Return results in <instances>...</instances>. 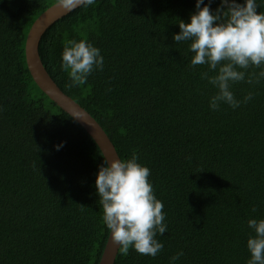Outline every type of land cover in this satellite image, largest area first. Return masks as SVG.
<instances>
[{
	"label": "trees",
	"instance_id": "trees-1",
	"mask_svg": "<svg viewBox=\"0 0 264 264\" xmlns=\"http://www.w3.org/2000/svg\"><path fill=\"white\" fill-rule=\"evenodd\" d=\"M56 3L0 0V264H99L110 233L95 188L102 151L26 64L28 32ZM194 11L195 0H95L56 21L39 43L51 79L120 158L137 154L164 204L162 251L130 248L114 264H169L180 250L174 264H246L254 235L246 221L264 218V81L232 86L237 99L256 93L247 104L210 110L216 90L201 78L207 66L190 67L188 42L172 38ZM67 39L90 40L104 57L103 70L77 87L60 69Z\"/></svg>",
	"mask_w": 264,
	"mask_h": 264
},
{
	"label": "clouds",
	"instance_id": "clouds-1",
	"mask_svg": "<svg viewBox=\"0 0 264 264\" xmlns=\"http://www.w3.org/2000/svg\"><path fill=\"white\" fill-rule=\"evenodd\" d=\"M66 11L93 5L95 0H56ZM213 0H195V11L189 22L180 20V31L173 34L176 44L188 42L192 53L189 66L206 65L201 78L207 81L215 94L208 106L218 111L222 105L232 109L247 104L256 94L249 90L242 99H237L232 86L241 81L258 85L264 81V12H257L264 0H219L215 9ZM203 5V6H202ZM26 59V58H25ZM104 57L101 50L87 39H67L63 43L60 69L67 73L69 87L87 82L96 70H103ZM28 68V67H27ZM250 69H252L250 71ZM259 69V71H255ZM75 117V118H74ZM81 115L76 114L73 119ZM61 141L55 145L58 151ZM150 169L138 162L135 152L127 159L109 160L104 157L98 166L95 188L102 208L101 222L110 231L113 244L127 255L130 248L140 255L156 257L164 245L156 239L167 231L164 204L160 201L149 180ZM255 211V208H253ZM246 247L250 258L246 264H264V218H250ZM183 250L170 257L174 264Z\"/></svg>",
	"mask_w": 264,
	"mask_h": 264
},
{
	"label": "water",
	"instance_id": "water-1",
	"mask_svg": "<svg viewBox=\"0 0 264 264\" xmlns=\"http://www.w3.org/2000/svg\"><path fill=\"white\" fill-rule=\"evenodd\" d=\"M69 12L70 11H66L56 3L35 20L28 32L25 42L26 64L39 89H41L60 109L72 118L76 114L81 115V117L74 120L90 134L102 151L103 156L110 162L112 159L119 158V156L107 134L87 111L63 93L45 70L40 58L39 43L43 34L51 25ZM118 252V245L113 244L111 233H109L99 264H114Z\"/></svg>",
	"mask_w": 264,
	"mask_h": 264
}]
</instances>
